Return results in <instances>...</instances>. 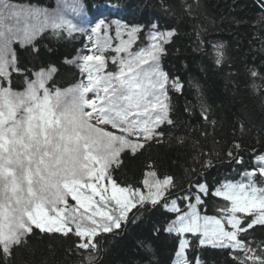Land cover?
Instances as JSON below:
<instances>
[{"label": "snow or ice", "instance_id": "1", "mask_svg": "<svg viewBox=\"0 0 264 264\" xmlns=\"http://www.w3.org/2000/svg\"><path fill=\"white\" fill-rule=\"evenodd\" d=\"M259 3L264 7V0ZM83 12V0H61L54 11L0 0V264H9L35 230L74 234L82 264H93L96 237L120 229L133 209L162 202L175 214L163 229L178 237L172 264H203L199 254L189 258V234L201 248L228 250L236 264H264V240L249 235L264 227V183L257 179L264 181V155L256 156L257 167L245 171L242 180L225 181L212 191L227 202L220 215L202 214L207 184L190 182L189 191L171 197L177 181L171 175L160 178L151 164L142 188L113 178L125 153L135 156L162 143L170 135L163 126H174L168 88L182 85L178 79L170 82L160 66L174 30L152 25L149 43L136 49L140 26L113 21L112 36L111 25L100 20L90 30L88 54L66 61L79 67L83 79L63 89L53 83L54 65L20 66L15 44L38 51L35 41L46 31L57 37L84 32L70 18ZM222 59L219 46L216 63ZM109 62L116 71L108 70ZM14 76L22 77V87L13 86Z\"/></svg>", "mask_w": 264, "mask_h": 264}, {"label": "trees", "instance_id": "2", "mask_svg": "<svg viewBox=\"0 0 264 264\" xmlns=\"http://www.w3.org/2000/svg\"><path fill=\"white\" fill-rule=\"evenodd\" d=\"M15 2L49 11L57 4V0ZM83 4L84 12L70 18L84 32L57 37L46 31L35 41L38 51L15 44L20 66L38 70L54 65L58 71L53 83L63 89L80 81L79 67L66 61L88 45L90 30L100 20L111 25L110 35L115 34L113 21L140 26L136 49L148 44L152 25L162 32L174 30L160 59L169 81L178 79L182 85L180 90L168 88L174 126H163L161 130L170 135L162 143L153 142L135 156L125 153L122 166L112 175L121 185L142 188L151 164L160 178L171 175L177 181L171 197L189 191L190 182L205 183L209 194L203 197L202 214L220 215L218 209L227 202L212 191L225 181L242 180L245 171L257 167L256 156L264 155V8L256 0H83ZM99 35L103 38V32ZM219 46L223 59L217 64ZM108 70L116 71V66L110 62ZM253 71L259 75L253 77ZM22 84V77H13L14 87ZM205 109L207 120L202 115ZM209 160L211 166L205 167ZM174 215L163 202L133 209L120 229L96 237L93 264H172L178 237L163 229ZM249 235L256 242L264 240V227L257 226ZM188 238L190 259L199 254L203 264H236L228 250L201 248L196 237ZM78 242L74 234L35 230L25 246L14 250L9 264H82Z\"/></svg>", "mask_w": 264, "mask_h": 264}, {"label": "rangeland", "instance_id": "3", "mask_svg": "<svg viewBox=\"0 0 264 264\" xmlns=\"http://www.w3.org/2000/svg\"><path fill=\"white\" fill-rule=\"evenodd\" d=\"M61 3V0H57V4H55L56 5V7L59 5ZM33 7H37V6H33ZM56 7H55V9H56ZM40 8H43V7H40ZM44 9V8H43ZM92 35V34H91ZM115 35V34H114ZM114 35H112V36H114ZM126 38V37H125ZM115 42V41H114ZM149 43V42H148ZM147 46V45H146ZM89 47H91V42L89 41V43H88V45L84 48V49H82L81 50V52L79 53V55H87L88 54V52H87V48H89ZM110 63V62H109ZM110 71V70H109ZM81 79H83V76L81 77ZM80 79V80H81ZM74 202L73 201H71V198L69 197V204H73Z\"/></svg>", "mask_w": 264, "mask_h": 264}, {"label": "water", "instance_id": "4", "mask_svg": "<svg viewBox=\"0 0 264 264\" xmlns=\"http://www.w3.org/2000/svg\"><path fill=\"white\" fill-rule=\"evenodd\" d=\"M259 3V0H256ZM260 4V3H259ZM262 7V6H261ZM264 8V7H263Z\"/></svg>", "mask_w": 264, "mask_h": 264}, {"label": "bare ground", "instance_id": "5", "mask_svg": "<svg viewBox=\"0 0 264 264\" xmlns=\"http://www.w3.org/2000/svg\"><path fill=\"white\" fill-rule=\"evenodd\" d=\"M52 9V8H51Z\"/></svg>", "mask_w": 264, "mask_h": 264}]
</instances>
